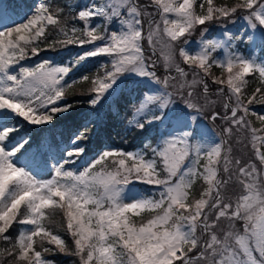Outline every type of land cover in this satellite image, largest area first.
Instances as JSON below:
<instances>
[{"label": "snow or ice", "instance_id": "6c2138e0", "mask_svg": "<svg viewBox=\"0 0 264 264\" xmlns=\"http://www.w3.org/2000/svg\"><path fill=\"white\" fill-rule=\"evenodd\" d=\"M150 3L162 13V31L169 38L165 42L167 47L178 40L186 44L187 37L197 26L229 19L238 11L245 13V19L252 27L264 26V0H240L233 6L220 7L214 6L213 0H203L200 8L205 9V4L207 7L199 15L194 12V0H150ZM146 7L137 0L93 2L71 17L80 27L73 24L67 28L64 9L53 8L47 0H41L27 20L0 30V240L11 242L8 233L14 224L32 226L28 232L19 235L13 244L15 251H8V255L20 264H55L43 253L55 255L57 252L76 256L78 264H264V171L254 165L241 166L237 160L236 172H230L232 162L227 156L230 149L223 148V140L205 149L202 145L192 144L190 133L184 132L163 139L156 147L146 145L150 155L106 150L79 172L65 167L74 163L73 159H64L52 165L53 175L48 180H38L13 162L29 141H17L9 148L17 130L5 118V113L11 110L10 114L32 125H50L58 114L74 107L60 103L67 100V89L76 83V80L65 83V77L89 57L106 56L109 59L108 63L101 64L105 69L102 75L80 78L91 79L92 86L87 95L94 94L90 101L93 106L125 72L149 77L164 89L162 94L147 95L136 109L137 113L148 104L159 103L164 108L175 99L167 91L169 77L159 78L152 70L154 62L148 61L143 54V39L146 38L149 44L156 43L151 28L146 36L143 32L142 17L151 16ZM15 9L16 6L0 0V24L10 19ZM97 17L103 24L93 27L92 21ZM113 21L120 23L119 32L107 30ZM153 22L149 21L150 24ZM50 26L63 37L50 45L53 49L70 45L94 47L73 57L70 65H53L44 60L31 68L21 66L15 73L11 72L10 69L20 65L21 61L40 54L39 44L47 40ZM159 27L157 24V29ZM201 31L203 35L206 28ZM100 41L103 43L97 44ZM219 49L224 50L223 61L213 55ZM179 55L193 69L194 76L199 77L205 95L209 91L205 77L210 75L213 65L226 71V79L214 78L213 83L226 85L235 104L225 103L223 115L212 112L208 118L229 122L230 126L224 129L228 136L232 135L233 127L247 131L256 155L264 164V151L261 150L264 148V129L252 127L247 119L250 114L264 123V114L250 112L248 107L256 102L264 103V89L257 88L247 103L241 99L242 88L250 73L258 72L264 81V64L249 61L237 55L228 43L213 39L203 40L194 55L184 47L180 48ZM195 69L202 70L203 74ZM176 72L181 76L188 75L179 65ZM195 83L197 80L193 79L192 84ZM217 91L224 93L225 89L220 87ZM257 94H260L259 99ZM186 95L192 97L193 93L188 91ZM180 99L189 109L203 115L202 107L183 93ZM136 127L143 128L144 124L137 122ZM89 131V128L82 129L73 143L86 140ZM222 151L225 152L223 157ZM83 152V148L76 147L66 156L79 157ZM202 153L207 157V163L203 171L198 172L196 164ZM221 160L223 171L228 173L225 179L218 176ZM109 161L111 170L106 167ZM186 161L192 166H187ZM97 166L101 170L94 172ZM194 177H202L207 187L200 198L189 202ZM132 181L155 185L159 189V198L153 196L125 203L122 193ZM231 181L242 189L235 201L224 195V188ZM49 208L63 210L65 230L72 238L71 249L60 235L53 234L42 222L45 209ZM144 210L154 211L155 215L147 223L136 225L128 214L138 215ZM225 222L228 227L221 230ZM197 228L204 234L203 240L197 236ZM37 237L41 241V250L36 249L34 238ZM45 238L49 245L56 247H43Z\"/></svg>", "mask_w": 264, "mask_h": 264}, {"label": "rangeland", "instance_id": "374dc122", "mask_svg": "<svg viewBox=\"0 0 264 264\" xmlns=\"http://www.w3.org/2000/svg\"><path fill=\"white\" fill-rule=\"evenodd\" d=\"M10 1V2H9ZM82 1V8L88 7L93 2H102V0H81ZM233 5L240 2V0H232ZM27 2V4H26ZM41 2V0H3V3H6L10 6H16L14 14L11 15L10 19L6 20L4 23L0 24V30L5 28H9L15 26L16 24L22 23L27 20L32 14L34 8ZM142 6H147L145 10L151 13V16L142 17L143 23V32L145 36L147 32L151 28L153 30V39L156 41L155 44H149L148 40L145 38L141 41L143 54L147 58L148 61L154 62V67L152 68L153 71L156 72L157 76L161 79L164 77H169V85L167 87V91L172 93L174 96V100L164 108L159 106V103H152L148 104L142 111L137 113L136 109L140 106L142 102H144L145 97L147 95H158L162 94L164 89L163 87L156 83L155 81L151 80L149 77H142L135 72H125L121 74L117 80L111 85V87L105 92L103 97L93 106L90 101L94 99V94L89 96V113L95 111L96 114L92 113V118L87 120V123L92 122L93 118L96 116L95 123H98L100 120L101 109L105 106L108 102L111 101V98L117 94L121 89L122 85H127L126 88L132 87L133 84L140 85L136 89L133 90V93L136 96H139L138 102L132 105V111L127 123V126H134L137 122H145L144 119L146 118V123L148 127H151L154 123H157V130H158V137L154 144L151 147H156L160 144V142L165 138L177 137L180 136L184 132L190 133L189 140L192 144H199L204 146L207 149L209 146L215 145L220 141H225L223 148L230 149L227 152V156L230 163L229 171L235 173L237 170V165L235 161L239 160L241 162V166H252L254 165L258 170L264 171L262 168V164L259 160V157L256 155L255 150L253 148V143L250 139V134L247 135V140L239 139L237 137L231 138V136L235 133V129L241 132L242 128L233 127V132L231 136L225 134L224 129L229 127V122L225 120H210L209 122L205 119L204 112L205 109H212L216 110L220 108L222 115L225 113L224 105L225 103H229L234 106L235 98L231 97L230 94L227 93L226 85H216L213 83L214 78H222L226 79L227 73L223 69L220 71L219 74L215 77L208 75L205 77L206 83L208 85V93L207 95L203 92V85L199 83V77L194 76L193 69L189 67V65L185 64L183 58L179 55V50L181 47H184L185 50L189 53L194 55L196 52L200 50L202 45V41L205 39H213V40H220L228 43L230 47H233L236 54L239 56L244 57L245 59L252 61L255 60L258 64H264V53L261 52L262 48L264 47V26L259 24L256 27H252L248 20L245 19V13L242 11H238L234 14L231 18L223 20V21H211L208 22L207 25L204 26H197L199 28V34L196 38L193 39V35L195 31L192 32L191 36H188L187 43H183L182 40H178L176 42H171V47H167L165 42L168 41V37L163 33V24H162V13L150 3V0H137ZM195 2V0H194ZM49 3V2H48ZM214 6H227L224 4H220L216 0H213ZM50 4V3H49ZM195 4V3H194ZM207 5L205 4V9H195L194 12L199 15L203 11L206 10ZM81 8V9H82ZM169 18H173L169 16ZM154 21L153 23H149V21ZM98 24H103L101 18L97 17L94 21H92V26L95 27ZM157 24H159V29H157ZM202 28H206V32L202 35ZM107 30L110 32H119L121 30V25L118 21L111 22ZM79 35V34H78ZM236 37V39H233ZM103 43L102 41L97 42V44ZM94 45H85L83 48H79L75 45H70L65 47L62 51L58 54L49 55V54H41L35 57L30 58L28 61H21L20 65L15 66L10 69L11 72L15 73L19 67H27L31 68L38 64L41 61L47 60L50 61L53 65H65L71 63L73 57L78 54H81L87 50H91ZM219 61H223L225 59L224 50L219 49L217 53H214ZM109 59L106 56L101 57H89L87 60L83 61L82 63L78 64L75 68L72 69L71 72L67 74L65 77V83H71L73 80H78L77 77H73V75L83 69H86L91 66L90 70L96 69V75H102L105 71L104 68L101 67L102 63H108ZM179 65L181 68H184L186 72H188L187 77L181 76L179 73L176 72V66ZM218 66V65H215ZM219 67V66H218ZM221 68V67H220ZM196 72L202 73V70L195 69ZM175 77V79H172ZM193 79L197 80V83L192 84ZM128 80L127 82H125ZM125 82V83H124ZM224 87L225 92L219 93L217 91L218 88ZM202 90V91H201ZM191 91L193 93L192 97H187V92ZM183 93L186 98L191 99L193 103H196L198 106L202 107L203 115H198L192 109H189L180 99V95ZM200 94V96H199ZM241 99L246 103L247 100L244 98ZM60 103H67L68 100L61 101ZM219 104V105H218ZM251 111L256 108V106L248 105ZM259 110L264 114V107L260 106ZM11 110H8L5 113V118L15 125L16 132L13 133V137L15 139L16 136L23 132V126L14 122V118L18 117L14 114H10ZM99 114V117H98ZM230 115V111L228 113ZM64 113H60L57 117H63ZM160 117L159 119H153V117ZM20 118V117H19ZM22 122L27 127H32L34 125L28 123L23 118H20ZM159 120V121H158ZM158 121V122H157ZM225 121V122H224ZM52 124V123H51ZM49 125V124H45ZM35 126H43V125H35ZM222 127V128H221ZM150 130V129H149ZM29 133H24L23 140L28 139ZM13 139V143L9 145L11 149L13 145L16 144L17 141L22 142V139L15 140ZM70 142L66 146H62L60 149L64 152L63 160L64 159H73L74 163L65 165L66 168H70L74 172H79L82 169L86 168L90 165L93 161H95L104 151L106 150H114L112 148H105L102 150L98 155L91 159H80L76 157H68L66 153L69 150H73L76 147L77 141L75 143ZM257 146H259V141L256 142ZM47 147L44 141L39 142L35 146L32 145L25 153L19 156L16 154L14 158V163L21 168H24L26 171L30 172L33 176H35L38 180H48L52 177V165L60 163L61 160L57 161L56 157H48L47 159H42L41 152ZM236 148V152L233 149ZM122 151V150H121ZM125 152V151H123ZM137 152H146L144 149L140 150L136 148L133 151H128L125 153H137ZM241 152L243 155H241ZM36 154V155H35ZM150 155V151L148 152ZM222 157L225 155V152L222 151ZM241 155V156H240ZM205 157L203 161L196 164V170L198 172H202L204 165L207 163V157L202 153L199 157ZM198 160V162H199ZM38 161H42L43 163H38ZM185 164L191 167L190 161H186ZM106 167L111 170V162L109 161ZM219 178L225 179L228 176V173L223 171V160H221V164L219 165ZM100 166H97L93 171L98 172L100 171ZM196 177L193 178V181ZM192 181V182H193ZM148 185V189L144 192L140 186ZM233 184L238 186V183L231 181L228 185L225 186L224 189H229L234 191L233 189H237ZM242 189L240 187L239 193L241 194ZM226 196V192L224 193ZM156 196L159 198V189L150 183L140 182V181H132L130 184L125 186L124 191L122 193V199L125 203L139 201L141 199L149 198ZM233 195L232 201H235ZM227 198V197H226ZM50 209V208H49ZM63 212V210H61ZM149 210H144L138 215L129 213L130 219L136 224L139 225V217L144 212ZM48 209H45V216H47ZM155 215L153 211L152 214L148 215L147 217L150 219ZM43 218V220H44ZM43 222V221H42ZM66 222V221H65ZM144 223H147L145 221ZM32 226L25 225L22 232H28ZM228 227L227 223L225 222L222 225L221 230H226ZM239 227V225H237ZM21 232V233H22ZM197 236L200 237L202 240L205 238L204 234L201 232L199 228H197ZM39 238V237H37ZM36 239V238H34ZM48 238H45L44 241H47Z\"/></svg>", "mask_w": 264, "mask_h": 264}, {"label": "trees", "instance_id": "16d2710c", "mask_svg": "<svg viewBox=\"0 0 264 264\" xmlns=\"http://www.w3.org/2000/svg\"><path fill=\"white\" fill-rule=\"evenodd\" d=\"M50 2V5L53 8L60 7L64 9L65 16L67 18V23L66 26L67 28H71L73 24H76L77 27H80L78 23L73 21L71 17L75 16L76 11L80 9V2L79 0H48ZM202 2V0H197L196 4L198 2ZM220 4H224L227 6H232V0H216ZM79 34V33H78ZM63 39L61 35L58 34V30L55 28H52L51 26L48 29V37L47 40H45L43 43L39 44V47L41 51H45V49L51 53L58 54L60 51H62L64 48H61L60 46H57L55 49L51 48L50 45L54 41H59ZM262 53H264V47L261 50ZM219 67H213L210 69V75L212 77H215L219 74L220 71ZM96 69L93 70L91 73L87 74L90 78L95 77ZM85 70H82L80 72H77L74 74L75 77L78 78L76 83L72 84L70 88L67 89V97H68V102L70 104L74 105L73 108H71L69 111L65 112V115L61 118H56L53 120L54 125L50 128L51 132L49 133V137L52 139H56V137H59L63 141L64 139H68L70 133L72 130H77L83 126L85 122L89 118H91L92 113L87 112L86 110L90 107L89 106V96L88 91L91 88V79L89 81H84L80 80L82 76L85 74ZM247 83L243 86L242 88V98L247 100L257 88L264 89V81H262L259 78V75L257 72L250 73L246 77ZM202 91V90H201ZM200 96V94H199ZM258 99L260 98V94H257ZM119 98L114 99L111 102H108L103 108L101 109V114H100V120L98 123L95 122H90L87 127L84 128H89L90 131L86 133L87 139L84 141H81V145L86 153H94L96 152L100 147L104 145H112V146H117V147H123V148H132L137 144H140L142 142V139L135 140L133 139L134 137H139L140 134L133 129L132 135H127L126 137H122L119 135H116L115 133L117 131H120V126L121 123L119 122L117 124L116 117L123 118L126 120L128 113L122 111L125 106V102H118L115 107L114 104L117 102ZM247 103V102H246ZM219 105V104H218ZM250 106H256L254 112L257 114H263L260 110L259 107L263 106L264 103H253ZM212 112H220V108L216 110L212 109H205L204 116L205 119L207 118L206 121H210L208 118V115ZM250 112H252L250 110ZM222 114V113H221ZM249 123L251 124L252 127L257 128V129H264V123L259 121L255 116L248 115L247 117ZM224 119H218V121H221ZM225 122V121H224ZM81 128V129H84ZM222 128V127H221ZM144 133H147L146 128L144 127L142 129ZM249 133L245 131L244 129H241V132L237 129H235V133L231 136V138L237 137L239 139H244L245 141L247 140V135ZM264 135V133H262ZM154 140V138H152ZM152 140H149L148 143L150 144ZM56 146H54V149H56ZM264 151V148L261 149ZM234 152H236V148L233 149ZM241 155L242 152H241ZM240 155V156H241ZM203 161L201 159L198 163ZM262 164V163H261ZM262 168L264 169V164H262ZM237 189H233L234 191H231L229 189H224V193L226 192V197L228 199H232L233 195L235 196L234 198L236 199L237 196L240 195L239 189L240 185L238 184L235 185L233 184ZM207 185L205 184L204 180L202 177H196L195 181L191 185V188L189 189V202L194 201L195 199L200 198V194L206 189ZM234 199V200H235ZM149 214H142L139 217V223H144L147 221L149 218L147 217ZM147 215V216H146ZM43 223L45 224L46 228L50 230L53 234H58L63 238L68 245V247L71 249L73 247L72 243V238L71 236L66 232V222H65V217L63 212L60 209H48L47 216L44 218ZM24 225L20 224H14L13 227L10 229L8 235L11 237V242L7 241H2L0 240V264H20V262L16 261L14 257H11L8 255V251H15L13 249V244L17 241L20 232L22 230ZM36 249L41 250V241L40 238H36ZM43 247H53L55 248L56 246L49 245L47 241H43ZM43 255L51 260L55 261V264H78V258L73 255H66L63 253L57 252L55 255H51L49 253H43Z\"/></svg>", "mask_w": 264, "mask_h": 264}]
</instances>
